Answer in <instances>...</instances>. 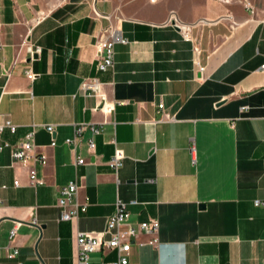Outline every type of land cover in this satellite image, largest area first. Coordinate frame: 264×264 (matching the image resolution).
Returning a JSON list of instances; mask_svg holds the SVG:
<instances>
[{
  "label": "crops",
  "instance_id": "1",
  "mask_svg": "<svg viewBox=\"0 0 264 264\" xmlns=\"http://www.w3.org/2000/svg\"><path fill=\"white\" fill-rule=\"evenodd\" d=\"M119 2L0 0V122L14 126L0 146L34 130L46 160L0 150V264H74L75 232L104 230L116 200L133 227L159 223L157 244L137 233L127 264H264V0ZM108 29L124 42L100 71L95 43ZM90 79L99 93L82 88ZM78 123L100 131L85 129L74 151L65 140ZM112 138L125 156L117 173ZM70 181L86 204L75 223L58 206ZM117 261L115 249L89 256Z\"/></svg>",
  "mask_w": 264,
  "mask_h": 264
},
{
  "label": "built area",
  "instance_id": "2",
  "mask_svg": "<svg viewBox=\"0 0 264 264\" xmlns=\"http://www.w3.org/2000/svg\"><path fill=\"white\" fill-rule=\"evenodd\" d=\"M153 1V0H152ZM107 36L101 35L96 43L95 47L97 50V69L100 71L112 70L114 67V43L116 41L124 42L121 36L113 30H105ZM103 32V33H104ZM40 52L39 48L30 52V57L37 55ZM264 70V64L261 66ZM26 77L29 80H33L36 75L30 70L26 71ZM100 83L97 79L85 80L82 83V88L90 89L94 93H99ZM162 104L159 105V109L162 111ZM99 108L105 112H112L114 109V103L108 102L104 96L100 94ZM242 108V110H244ZM163 113V112H162ZM4 126H9L11 130H14V126L8 122H0V131ZM46 129L53 135L54 128L49 125ZM85 129H89L92 135L99 133V128L90 126L85 123L75 124L74 134L72 138H67L65 143L72 146L75 151V145L81 137L82 132ZM111 143L114 145L113 155L108 161V165L111 169L117 173L123 164L125 158L123 151L116 145V140L111 139ZM55 142L52 141L51 145ZM4 147H11V157L13 160L26 163L30 156H34L41 163L45 164L46 160L43 155H38L35 151L36 145L34 142V130H31L26 134L23 141L19 142L16 146H11L8 143H4L0 146V150ZM88 148L93 151L95 143L92 137L88 139ZM75 163L77 165L83 164L84 159L75 156ZM27 177L31 185L42 184L43 180L35 176V171L32 168L27 169ZM14 186L19 185V181L16 178L13 182ZM60 198L58 199V206L61 208V220L70 221L75 223L78 219L79 212L84 210L86 204L79 203L76 198L79 192V186L76 181H70L68 184L59 188ZM134 203V202H133ZM260 202L255 201V205H259ZM129 212L126 209V204L121 200H116L114 204L113 213L107 218L104 230L101 232H79L76 231L74 234V264H89L90 253L100 249H115L118 252V261L113 264H127V253L131 248L133 239L137 233H144L152 235L153 237L148 241L150 245L157 244V238L155 235L158 232L159 223L156 219L143 221L138 224L137 228L133 227L128 223ZM18 223L10 231L9 237L12 239L16 233ZM107 236V238H104ZM17 250L14 249L10 257H15Z\"/></svg>",
  "mask_w": 264,
  "mask_h": 264
},
{
  "label": "rangeland",
  "instance_id": "3",
  "mask_svg": "<svg viewBox=\"0 0 264 264\" xmlns=\"http://www.w3.org/2000/svg\"><path fill=\"white\" fill-rule=\"evenodd\" d=\"M130 0H120L119 4L121 6H124L127 2H129ZM131 1H136V0H131ZM177 21L181 24V25H185V22H183V20L177 18Z\"/></svg>",
  "mask_w": 264,
  "mask_h": 264
},
{
  "label": "water",
  "instance_id": "4",
  "mask_svg": "<svg viewBox=\"0 0 264 264\" xmlns=\"http://www.w3.org/2000/svg\"><path fill=\"white\" fill-rule=\"evenodd\" d=\"M200 207L204 206V204H199Z\"/></svg>",
  "mask_w": 264,
  "mask_h": 264
}]
</instances>
